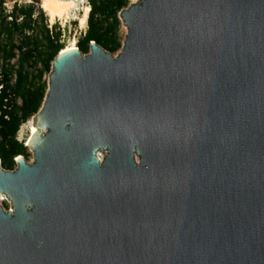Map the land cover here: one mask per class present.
I'll list each match as a JSON object with an SVG mask.
<instances>
[{"label":"water","instance_id":"water-1","mask_svg":"<svg viewBox=\"0 0 264 264\" xmlns=\"http://www.w3.org/2000/svg\"><path fill=\"white\" fill-rule=\"evenodd\" d=\"M119 17L116 56L57 53L32 163L0 165V264H264V0Z\"/></svg>","mask_w":264,"mask_h":264},{"label":"trees","instance_id":"trees-1","mask_svg":"<svg viewBox=\"0 0 264 264\" xmlns=\"http://www.w3.org/2000/svg\"><path fill=\"white\" fill-rule=\"evenodd\" d=\"M127 5V0H88L86 31L76 48L86 54L94 42L109 53L118 51L116 14ZM60 37L59 27L48 28L43 13L33 5H13L6 11L0 0V165L4 170L12 171L14 159L26 156L27 148L16 135L40 109L46 91L42 78L63 48Z\"/></svg>","mask_w":264,"mask_h":264},{"label":"rangeland","instance_id":"rangeland-1","mask_svg":"<svg viewBox=\"0 0 264 264\" xmlns=\"http://www.w3.org/2000/svg\"><path fill=\"white\" fill-rule=\"evenodd\" d=\"M2 1H3V7L6 9V11H10L13 5H26V6L33 5L35 9L40 10L46 19L48 28H51L53 25H56L61 30L60 43L62 44L63 47L69 45L73 40L75 41L76 44L77 40L80 39L83 36L84 32L86 31V26L85 29L83 27H84V18L87 10L88 0H83L79 2L76 10L71 12L69 15H61L60 17H56L52 22L49 20L50 19L49 12L45 10V8L43 7L42 0H2ZM127 1H128V5H130L132 3H137L139 0H127ZM120 11H118L116 14V17L120 23L117 31V36L120 41V45H122L126 35V31L120 21V17H119ZM77 22H79L80 25H77ZM118 53L119 50L110 54L112 56H116ZM47 76L48 75H44V77L42 78V81L46 83V88H47ZM16 139L17 141L23 142V144H25V142L27 141L28 139L27 122L20 126L16 135ZM22 157L25 159L26 163L28 164L32 163V154L29 151V149H27L26 156H22Z\"/></svg>","mask_w":264,"mask_h":264},{"label":"bare ground","instance_id":"bare-ground-1","mask_svg":"<svg viewBox=\"0 0 264 264\" xmlns=\"http://www.w3.org/2000/svg\"><path fill=\"white\" fill-rule=\"evenodd\" d=\"M83 0H42L43 7L49 12L50 21L52 22L56 17L61 15H69L71 12L76 10L79 2ZM125 28V27H124ZM125 31L127 32L126 28ZM76 50V44L73 40L69 45L61 49L62 52ZM28 137L33 135L32 120L27 121ZM29 139V138H28ZM97 157L102 159V154L98 153Z\"/></svg>","mask_w":264,"mask_h":264}]
</instances>
